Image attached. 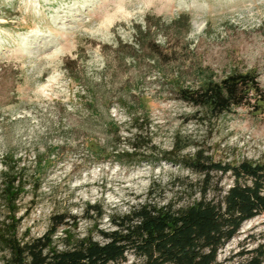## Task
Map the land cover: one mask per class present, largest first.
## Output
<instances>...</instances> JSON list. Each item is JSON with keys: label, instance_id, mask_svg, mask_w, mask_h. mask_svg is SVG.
I'll list each match as a JSON object with an SVG mask.
<instances>
[{"label": "rangeland", "instance_id": "rangeland-1", "mask_svg": "<svg viewBox=\"0 0 264 264\" xmlns=\"http://www.w3.org/2000/svg\"><path fill=\"white\" fill-rule=\"evenodd\" d=\"M180 15L189 21L174 23ZM250 69L264 89V0H0V172L13 154L24 173L19 235H42L52 214L67 212L78 220L72 234L100 239L97 231L111 228L112 216L144 200L186 205L199 197L202 175L181 160L196 150L214 163L263 161L264 112L241 106L207 118L170 84L179 76L196 85L202 70L219 79ZM134 94L146 96L148 116L138 122L144 146L123 162L94 159L84 136L113 145L104 131L109 117L127 149ZM92 96L91 115L82 101ZM46 150H54L53 161L36 176V155ZM210 176L207 197L221 198L233 178ZM93 203L101 218L84 216ZM263 242L259 214L219 247L216 264H248L247 252ZM118 264L140 259L128 253Z\"/></svg>", "mask_w": 264, "mask_h": 264}, {"label": "trees", "instance_id": "trees-1", "mask_svg": "<svg viewBox=\"0 0 264 264\" xmlns=\"http://www.w3.org/2000/svg\"><path fill=\"white\" fill-rule=\"evenodd\" d=\"M182 18L189 21L188 16L180 15L174 23ZM139 33L144 34L143 38L146 36L140 28ZM138 45L143 47L142 43ZM153 45L159 46L158 43ZM170 84L180 100L207 118L228 114L241 106L256 113L264 112V89L254 69L232 71L219 79H215L212 72L202 70L196 85L183 84L179 76ZM133 96L134 107L127 111L131 128L127 130L134 131L123 138L127 149L119 145L122 140L120 124L109 117L104 131L115 138L113 145L100 144L88 134L84 136L83 146L94 159L123 162L138 155L137 150L144 146L139 141L143 126L138 122L148 116L146 96ZM97 102L92 96L83 100L82 106L92 115L97 110ZM105 103L106 99L102 98L101 105ZM53 151L36 155V176L51 164ZM7 157L9 161H3L0 172V198L4 206L0 216L2 264H118L126 260L128 253L139 257L140 264H216L219 247L235 235L240 225L259 214L264 215V160L214 163L196 150L181 160L191 171L202 175L199 197L186 205L173 207L170 202L157 204L144 200L127 213L112 216V227L97 231L100 239L90 232L72 234L71 227L75 228L78 220L76 215L67 212L52 214L42 235L30 236L28 230L19 235L17 200L25 191V178L13 154ZM211 172H229L233 178L218 199L207 197L209 189L206 186L211 182ZM83 212L88 219L103 215L102 207L95 203L87 204ZM59 229L64 236L57 235ZM247 253L250 254L248 264H264V242Z\"/></svg>", "mask_w": 264, "mask_h": 264}]
</instances>
